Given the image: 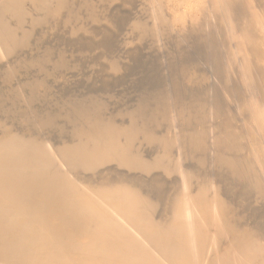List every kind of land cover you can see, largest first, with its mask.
Segmentation results:
<instances>
[{
	"label": "bare ground",
	"instance_id": "6f19581e",
	"mask_svg": "<svg viewBox=\"0 0 264 264\" xmlns=\"http://www.w3.org/2000/svg\"><path fill=\"white\" fill-rule=\"evenodd\" d=\"M251 208L264 0H0V264H264Z\"/></svg>",
	"mask_w": 264,
	"mask_h": 264
},
{
	"label": "rangeland",
	"instance_id": "374dc122",
	"mask_svg": "<svg viewBox=\"0 0 264 264\" xmlns=\"http://www.w3.org/2000/svg\"><path fill=\"white\" fill-rule=\"evenodd\" d=\"M137 78H139V77L136 76V80H137ZM140 79H141V78H139L138 80H140ZM137 82H139V81H137ZM137 82H136V85H137ZM139 83L141 84L142 82L140 81ZM139 83H138V84H139ZM140 84H139V85H140ZM142 84H143V83H142ZM139 85L136 86V88H137V89H136V94H137V95H138V92H139L138 90L140 89V88H139ZM141 86H143V85H140V87H141ZM138 88H139V89H138ZM137 91H138V92H137ZM136 99H137V96H136ZM250 211H251L252 214H253V219H252V217L250 216L251 219L253 220V221L251 220V221L253 222V224L256 223V225H258V226H264V216H261V215H264V214H263L262 212H261V213H259V212L256 213V211H255L254 208L248 209L247 212H248V213H251ZM256 216H257V217H256ZM259 216H261V218H259ZM262 219H263V220H262ZM261 220H262V224L260 223ZM254 221H255V222H254Z\"/></svg>",
	"mask_w": 264,
	"mask_h": 264
}]
</instances>
